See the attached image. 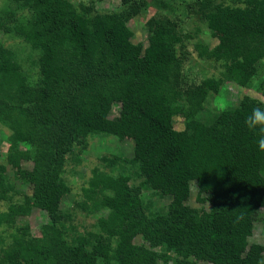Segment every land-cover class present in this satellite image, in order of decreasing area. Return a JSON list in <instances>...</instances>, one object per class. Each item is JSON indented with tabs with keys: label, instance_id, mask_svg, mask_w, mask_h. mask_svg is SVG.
<instances>
[{
	"label": "trees",
	"instance_id": "obj_1",
	"mask_svg": "<svg viewBox=\"0 0 264 264\" xmlns=\"http://www.w3.org/2000/svg\"><path fill=\"white\" fill-rule=\"evenodd\" d=\"M95 2L0 0V264H256L264 152L244 120L264 107L246 94L264 98V0ZM149 7L144 46L127 24ZM227 83L243 93L220 108Z\"/></svg>",
	"mask_w": 264,
	"mask_h": 264
},
{
	"label": "rangeland",
	"instance_id": "obj_2",
	"mask_svg": "<svg viewBox=\"0 0 264 264\" xmlns=\"http://www.w3.org/2000/svg\"><path fill=\"white\" fill-rule=\"evenodd\" d=\"M72 1L74 3H77L79 0H72ZM95 1H96L95 7L98 10L109 11V10L119 9V7H120V0H95ZM154 12H155V8L149 7V9L147 11H145V13H141L138 17H135L134 19H132L128 22V24H127L128 27L134 33L133 42L139 41V42H142L144 44V46H146L147 32L143 28V22L145 20V17H148L150 14H152ZM189 27H190V25H189ZM203 31H205V33L203 34L202 38L208 43L214 42V40L206 33L205 28H203ZM2 42L4 43L5 46H7L8 48H11L21 58H24V59L29 58L28 57V50L25 47L19 46L20 44L16 38L5 35L2 39ZM33 58H35V57H33ZM198 67H201V66L198 65ZM35 71H36V69H34V68L29 69L28 73H29V75H32L34 78L35 77ZM242 93H243V91L241 90V88H239L233 84H230V83L225 84L221 89V96L222 97L218 100L220 103V108L223 107L224 104L234 103L236 101V99H238L239 96H241ZM246 94L249 96L255 97V98L257 97L260 100L264 101V98H262L261 96H259L258 94H256L253 91H249ZM115 114H116V110L113 109L110 113V117H112ZM173 125L176 129H180V130L183 129V123H182L180 116H177L174 118ZM7 135H8V131L6 130V128L0 126V163H4L3 146L5 144H7V142H6V136ZM104 145L107 148H103V150L99 149L98 146L93 145L92 147H90L89 150L83 151V153L81 154L82 163L79 166V170H81V172H84V170L87 168H89V169L92 168V166H93L92 162H93L94 158H98V156H100L102 153H104L105 149L108 152L114 151L113 144L104 143ZM115 145H116L117 150L120 149L127 155L131 154L132 141L124 140V141L115 143ZM23 166L29 167V163L25 162V163H23ZM7 171H8V175H10V170L8 169ZM195 192H196L195 185L193 182H191V196L187 201L188 205H192V206H198L199 205L195 201ZM72 200H73L72 195H68V196L64 197L63 202L61 204L62 208L64 209V208H67L68 206H72ZM168 202H169V197H165L162 199V204L166 205ZM155 203L158 206L159 204H161V201H155ZM260 215H264V210L260 211ZM95 218H96V216L90 217L91 220H94ZM39 220H40V217H39L38 211H34L31 216H29L27 218H20L19 222L20 223H25V222L29 223L31 228L34 230V226ZM253 240H255L261 244H264V230H263L261 224H257L256 230L253 233ZM134 242H138V239L136 238L134 240ZM198 264H206V263L200 262Z\"/></svg>",
	"mask_w": 264,
	"mask_h": 264
},
{
	"label": "clouds",
	"instance_id": "obj_3",
	"mask_svg": "<svg viewBox=\"0 0 264 264\" xmlns=\"http://www.w3.org/2000/svg\"><path fill=\"white\" fill-rule=\"evenodd\" d=\"M245 126L258 134L256 141L259 151L264 152V107H254L244 120ZM241 219V217H237ZM256 264H264V256H261Z\"/></svg>",
	"mask_w": 264,
	"mask_h": 264
}]
</instances>
